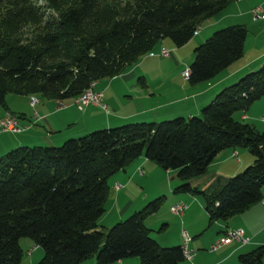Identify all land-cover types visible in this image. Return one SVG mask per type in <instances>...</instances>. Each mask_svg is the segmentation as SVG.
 <instances>
[{
    "label": "trees",
    "instance_id": "obj_1",
    "mask_svg": "<svg viewBox=\"0 0 264 264\" xmlns=\"http://www.w3.org/2000/svg\"><path fill=\"white\" fill-rule=\"evenodd\" d=\"M235 1L0 0V108L8 111V95L65 104L92 83L122 74L165 37L184 46L199 26ZM248 34L243 23L216 29L194 49L190 83L210 81L242 59ZM261 98L264 63L220 90L200 115L142 120L56 147L8 151L0 157V264H21L24 238L43 252L35 264L186 260L184 244L163 246L146 223L166 195L110 228L98 226L110 194L108 180L145 154L177 172L176 193L203 196L209 225L228 222L264 199V131L234 117ZM231 148H249L255 162L233 177L213 178L205 189L195 185ZM239 261L264 264V243L239 255Z\"/></svg>",
    "mask_w": 264,
    "mask_h": 264
},
{
    "label": "crops",
    "instance_id": "obj_2",
    "mask_svg": "<svg viewBox=\"0 0 264 264\" xmlns=\"http://www.w3.org/2000/svg\"><path fill=\"white\" fill-rule=\"evenodd\" d=\"M257 7H260L261 13L264 14V0H237L228 6L224 11L225 13H221V18L230 15L231 17L237 18L238 21L244 18H248L249 21L250 17L254 20L253 9ZM254 21L259 23V26L263 25L262 27H255L257 30L259 29V34H257L258 37L256 35V37L259 38L261 34H264V18H255ZM242 22H230L229 24H242ZM249 24L252 26L255 23L250 22ZM244 25L247 26V24ZM162 45H164V42ZM174 50L175 49L173 48L172 51ZM140 60L142 61L140 65V61H138L128 68H133L138 64L136 68V72L139 76L137 84L142 82L144 83L145 88L134 91L129 95H123L127 96V99L123 98L119 100L118 106L121 104L120 109L112 107V103L107 100V97L109 95L114 96L115 91L111 90V87L115 83H117V85H124L126 83L127 75L125 77L120 75L112 79L101 80L105 81L103 87L106 89V93H108V96H106V110H103L102 106L89 105L84 107L82 111H79L74 107L72 100L66 101L65 107L59 108L56 101L48 99L39 100L32 108L29 105V97L19 96L20 99H22L19 101H22L24 105H27V108L23 110L20 109L19 106L21 102H18L16 98H13V95H9L6 98L8 111L0 108V119L6 114L15 116L18 118L19 127L23 129V131L18 134H26V136L22 139L13 138L11 141H8L7 138L2 137L3 134H0V156L17 147L60 146L68 139L82 137L93 131L114 128L128 123L142 122V120H156L158 122L181 115L184 117L193 116L194 114L200 115L202 114V108L207 103L209 104L213 101L220 90L235 83L245 73L256 70L264 63V45H258L256 43L249 46L246 41L243 58L232 63L231 66L226 68L222 73H219L215 78L195 85L194 83L191 84L189 80H186L183 77L184 79L182 80L185 81L183 83L184 85L175 89L173 92L167 90L168 88H166L167 85L165 83L166 79L161 72L150 70L151 62L148 64L149 59L147 57L145 59L140 58ZM175 60L176 62H179V56L175 57ZM161 63L162 62H159L157 66L154 64L152 67L156 66L157 69H160L159 65ZM149 72H151L152 77ZM99 82L94 86V91H102L100 87L98 88ZM187 82H189L190 85ZM109 108H111V110ZM130 108H133L132 112L125 110ZM34 112L36 115H34ZM239 117L240 118L238 119L243 121L250 119L258 131L259 129L261 130V128H264V98L256 100L251 105V108ZM217 158H219L217 161V169L215 172L211 173L212 176L208 177L209 173L207 172L206 176L194 180L195 185L197 184L198 187L205 189L213 178L222 175L226 178L232 177L245 169L247 165L253 164L256 160L249 148L227 149L222 151ZM155 165L156 163L149 160L145 157V154H143V156L134 160L108 180L111 195L108 202L107 212H111V218L105 221L99 219L97 222L99 227L108 228L111 224L119 222L126 216L138 211L158 195L161 196L171 193V191L162 187H158L157 190L152 193H147V189L143 190L139 186L137 187L133 184V182L137 180V177L142 180L143 176L148 173L147 170L149 171L150 176L153 177L154 168L156 167ZM140 169L144 171L143 174L140 173ZM168 174L171 175V179L174 181V184H170V188L178 186L180 184V179L177 172L170 169L168 170ZM116 185H118L119 188H115ZM262 194L264 198V189H262ZM169 196L172 205H176L180 201H186L187 204V208H185L183 215L179 216L184 219L182 222L183 227L187 226L190 229V231L187 230L191 239L188 247L194 252V257L191 260L186 258V260L179 264H200L204 258L208 257V254H216L215 252H209L208 254L201 252V249L208 243L214 242L215 239H217L216 236H211V239L206 242L205 239L201 238L205 231L204 218L207 222H209L210 218L209 213L205 210V201L198 198V196L185 192L176 193L174 191V193H171ZM263 200L249 207L246 212L236 214V216L230 218L228 222H225V220L215 222V224L218 225L217 236L223 235L225 231L231 228L238 227L243 228L247 235L252 237V241L246 245L239 243V241H235L228 245L225 244V246L219 250L221 252L219 253L218 251L219 254L214 257L215 260H212V262L207 264H242L239 261V255L250 252L251 248L248 247L249 245L256 247L257 245L264 243ZM189 218H191L190 223ZM164 220L165 219L161 220L163 222L161 226L162 231L169 229V223ZM146 223L149 228H152L155 231V226L152 224L151 220L147 222L146 219ZM176 224L177 227H179V223L177 222ZM185 229L179 227L178 237L172 241H170L168 236L164 234H161L160 238L157 236L153 237L159 240L164 246L173 244L182 245L185 243L183 236ZM32 244V242H24L23 245L22 242L19 243L23 251L24 247L28 249V251H24L27 255H29L30 251L32 253L38 251L34 260L31 261L38 262V260L42 258L43 252L34 244V247H32ZM35 248H37V250ZM214 258L212 257V259ZM83 264H96V262L94 259H90ZM114 264L140 263L137 259L130 258L118 261Z\"/></svg>",
    "mask_w": 264,
    "mask_h": 264
},
{
    "label": "rangeland",
    "instance_id": "obj_3",
    "mask_svg": "<svg viewBox=\"0 0 264 264\" xmlns=\"http://www.w3.org/2000/svg\"><path fill=\"white\" fill-rule=\"evenodd\" d=\"M225 10H223L220 13H216V15L213 16L211 19H209L207 22L205 21L202 24V26H201V28L199 30V33L196 34V36L192 37L191 40L189 42H187L184 46H182V47L181 46H177V45H175V43L173 42L172 39L165 37V39H163L162 41H160L156 45V47L153 48V50L155 51L156 55H153V57H150L148 54H145V55H143V56L140 57L142 59H145L146 57L149 59L148 60V64H149V62H151V65H150L151 68H150V70H152V71L155 70V72H161L165 76L164 77L166 79L165 83L167 85L166 88H168L167 90H169V92H173L175 89H178L182 85H184L183 83L185 81L182 80V79H184L183 77L185 76L184 75V70L187 69L189 67V65L193 62V59H194V49H196V47L199 46L198 44L203 43L205 39H207L210 36H212L216 32V29L219 30V29H221L223 27L229 26V25H225V24H229L230 22H232V23L233 22L234 23L235 22L239 23V22H242L243 21L242 23L247 24V30H249V34H248V37H247V40H246L247 43H248V45L250 46V45H253V44H256V43L258 45H264V41H263L264 40V34H261L259 36V38H257L258 37L257 34H259L258 33L259 29L257 30L255 28V27H262L263 25L259 26V23H256V21H254L255 20V17H254V20H253V18L249 16L250 17L249 18L250 19L249 21H248V18H244V19L238 21L237 18L231 17L230 15L227 16V17L224 16V17L221 18V13H223ZM250 22L251 23H255V24H253L251 26L249 24ZM208 34H210V35H208ZM256 35H257V37H256ZM163 42H164V45H162ZM196 44H197V46H196ZM164 46H166L168 49H170L169 51L172 52V55L170 57H166L165 58V57L158 56L157 53H159L162 50V48H164ZM173 48L175 49L174 51H172ZM179 50H180V52H179ZM178 56L180 58V61L179 62H176L175 57H178ZM139 61H140L139 62V65H140V63L142 61L140 59H139ZM159 62H162V63L159 65L160 66V69H157L156 66H157V64H159ZM154 64H156V66L152 67ZM132 65H130V66H132ZM137 65L135 67H133V68H128L129 66L126 67V69L123 71V73L120 74L123 77H125L127 75V77H126V83L124 85H122V84H120V85L118 84L117 85V83H115L111 87V90H114L115 91L114 96H112V95H109L108 96V93H106V89H104V87H103L105 81H100L99 82L98 88L100 87L102 89V91H96V90L95 91L96 92H101L103 94V98H102V105L104 106L103 110H106V105H107L106 96H108L107 97V100H109L112 103V107H114L116 109H118V108L120 109L121 104H119V106H118L119 100L120 99H123V98L127 99V96H123V95H129V94H131L134 91L140 90L141 88H145L144 83L141 82L140 84H137L138 83V78H139L138 73L136 72ZM133 73H134V78H133ZM149 73L151 75V72H149ZM151 77H152V75H151ZM187 83L190 85L189 82H187ZM134 86H135V90H134ZM13 98H16V100H18V102H21L19 104L20 109H23L24 110V109L27 108V105H24V103H22V101H19V100H22V99H20L19 96L16 97V96L13 95ZM35 98L38 101L39 100H44V98H42L40 96H35ZM72 102H73V100H72ZM74 107L77 110H79V111H82L83 110V108H80V107H77V106H74ZM109 109L111 110V108H109ZM125 110H127L128 112H132L133 108L125 109ZM247 111L248 110L239 111V112L235 113L234 117L236 119H238V118H240L239 116L241 114H243V113H245ZM244 121L245 122L248 121L249 123L253 124L250 119H248V120L246 119ZM259 131L260 132H263L264 131V128H261V130L259 129ZM0 134H3L2 137L7 138L8 141H11V139H13V138L14 139H22V138H24L26 136V134H13V133H9V132H2ZM3 155H5V154H3ZM3 155H1V156H3ZM217 157L213 160L214 162L211 165H209V168H208V173H209L208 174V177L209 176H212L211 173L212 172H215V170L217 169V161L219 159ZM155 166L156 167L154 168V175H153V177L150 176L149 171L146 169L148 173L146 175L144 174L145 176L141 175V176H143V179L142 180L138 179V181L135 180L133 182V184L136 185L137 187L139 186L143 190L147 189V191H146L147 193H152L155 190H157L158 187L159 188L162 187V188H164L166 190L171 191V193L173 194L174 191H175V187H173V188L171 187L170 188V184H172V183L174 184V181L171 179V175L168 174V170H165L164 168H162V166H160L159 163H156ZM242 171H240V172H242ZM143 172L144 171L142 169H140V173L143 174ZM239 173H237V174H239ZM233 176H235V175H233ZM116 186H118V185H116ZM115 188H119V186L118 187H115ZM171 193L166 194V197H167L166 200H165L166 202H165V204L163 206H161V208L159 209V211L156 212V213H154V214H152V216H150L147 219V222L151 220L152 224H154V226H155L154 227L155 228V231L152 232V235L153 236H157V237L160 238L161 237L160 235L161 234H164V235L168 236V239L170 241H172L174 239H177L178 232H179V227H181L182 229L187 228L185 230L190 231L189 227H187V226L183 227V225H182L183 223L182 222H183L184 219L181 216H179L178 214H175L172 211V209H171L172 201H170V196H169ZM110 195L111 194H109L108 199H107V202H106V205H105V212L100 217V220H104L105 221V220H108V219L111 218V212H107V210H108L107 209L108 208V202H109V199H110ZM197 196L201 200L205 201L204 198H203V196L198 195V194H197ZM183 213L181 215H183ZM130 215L126 216L121 221H124ZM162 219H165L164 221H167L169 223V229L168 230H165V231H162L161 230V226L163 224V222L161 221ZM204 221H205V225H204L205 226V231H204V235L201 236V238L202 239H205L206 242H208V240L211 239L210 238L211 236L212 237L213 236H216L217 239H215L214 242L208 243L204 248L201 249V252H205L207 254L209 252L210 253L215 252L216 254H214V255L213 254H211V255L208 254V257L204 258L200 262V264H207L209 262H212V260L214 261L215 260L214 257L217 256L221 252L219 250L223 246H225V245H221L215 251H213V250L211 251L210 250L212 244L216 243L219 240V236H217L218 225H216L215 223L209 225V222H207L205 218H204ZM177 222L179 223V227H177V224H176ZM190 222H191V218H189V223ZM116 223H118V222H116ZM116 223L111 224L108 228L112 227ZM20 242H22V245L24 244V242L31 243V241L29 239H25V238L24 239H21L19 241V243ZM228 244H230V243H228ZM228 244H226V245H228ZM173 245H169V246H165V247H170V246H173ZM32 247H34L33 244H32ZM248 247H250L251 250H252V248H255V247H253L251 245H249ZM23 249H24V251L25 250L28 251V249L25 248V247ZM35 249L37 250V248H35ZM218 251H219V253H218ZM37 253H38V251H35L33 253L30 251L29 252V255H27L26 252H25L24 253V256L22 258L21 264H33V263L35 264V263H37L36 261L35 262H31L32 260H34V258L36 257V254ZM212 257L214 259H212Z\"/></svg>",
    "mask_w": 264,
    "mask_h": 264
},
{
    "label": "built area",
    "instance_id": "obj_4",
    "mask_svg": "<svg viewBox=\"0 0 264 264\" xmlns=\"http://www.w3.org/2000/svg\"><path fill=\"white\" fill-rule=\"evenodd\" d=\"M253 17H255L257 19L264 18V15L261 13L260 7L253 9ZM200 28H201V26H199L198 30L196 31V34L199 33ZM169 50L170 49H168L165 46L157 54H158V56L169 57L172 54L171 51H169ZM147 54L149 56L156 55V53L153 49H152V51H149ZM184 75H185L184 78L189 80L190 76L192 75V71L190 70V67H188L187 69L184 70ZM95 84L96 83H92L85 92H83L78 97L74 98L73 99V105L80 107V108H84V107H87L89 105L102 106V108H104V106L102 105L103 94L101 92H96L93 90ZM37 103H38V100L35 98V96H30L29 105L33 108ZM65 106H66L65 104H58L59 108H62ZM34 115H36L35 112H34ZM22 131H23V129L19 127L18 118H16L15 116H11V115L6 114L5 117L0 119V133L9 132V133H13V134H18ZM116 187H118V186H116ZM262 203H264V200ZM186 205L187 204L185 201H180L178 204L172 205L171 209L175 214L181 215L184 212L185 208L187 207ZM183 236L185 239V243L183 245V252H185V257L188 260H191L194 257V252L191 251L188 247V244L191 241V239L189 237V234L187 233V230H185V232H183ZM237 240L239 241V243L246 245L252 241V237L247 235L246 231L243 228H238V227L237 228H231V229L225 231L223 235L219 236V240L216 243L212 244L210 250L215 251L221 245H225V243L226 244L232 243V242H235Z\"/></svg>",
    "mask_w": 264,
    "mask_h": 264
}]
</instances>
